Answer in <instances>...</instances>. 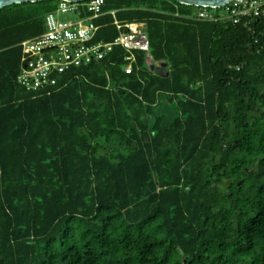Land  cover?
Listing matches in <instances>:
<instances>
[{
	"label": "trees",
	"instance_id": "16d2710c",
	"mask_svg": "<svg viewBox=\"0 0 264 264\" xmlns=\"http://www.w3.org/2000/svg\"><path fill=\"white\" fill-rule=\"evenodd\" d=\"M57 5L0 8V264H264V15L106 0L95 40L115 9L149 52L27 90L20 42Z\"/></svg>",
	"mask_w": 264,
	"mask_h": 264
},
{
	"label": "built area",
	"instance_id": "2783aa9c",
	"mask_svg": "<svg viewBox=\"0 0 264 264\" xmlns=\"http://www.w3.org/2000/svg\"><path fill=\"white\" fill-rule=\"evenodd\" d=\"M105 2L58 0L57 9L45 15L46 29L20 42L19 84L27 90L54 86L68 69L105 58L115 45H121L132 54L131 61L125 67L126 72H131L136 59L134 52H149V36L143 23L119 20L112 10L113 22L120 30L119 35L112 41L95 40L99 25L94 19L103 13ZM217 9L221 11L217 13ZM65 12L76 14L77 19H60L59 14ZM262 15L264 0H231L219 7H199L194 16L203 20L227 18L235 23L250 24L252 19Z\"/></svg>",
	"mask_w": 264,
	"mask_h": 264
},
{
	"label": "water",
	"instance_id": "95a60500",
	"mask_svg": "<svg viewBox=\"0 0 264 264\" xmlns=\"http://www.w3.org/2000/svg\"><path fill=\"white\" fill-rule=\"evenodd\" d=\"M28 1H41V0H0V8H3L7 5H11L13 3H22V2H28ZM73 1H84V0H73ZM181 3L184 4H190V5H195L198 7H203V6H212V7H219L227 4L231 0H177ZM162 65L159 67H152V69H160Z\"/></svg>",
	"mask_w": 264,
	"mask_h": 264
},
{
	"label": "rangeland",
	"instance_id": "374dc122",
	"mask_svg": "<svg viewBox=\"0 0 264 264\" xmlns=\"http://www.w3.org/2000/svg\"><path fill=\"white\" fill-rule=\"evenodd\" d=\"M198 10L199 8H197L195 12L197 13ZM58 17L63 20H76L77 19V15L74 13H70V12L59 14Z\"/></svg>",
	"mask_w": 264,
	"mask_h": 264
},
{
	"label": "crops",
	"instance_id": "0c3cea01",
	"mask_svg": "<svg viewBox=\"0 0 264 264\" xmlns=\"http://www.w3.org/2000/svg\"><path fill=\"white\" fill-rule=\"evenodd\" d=\"M112 10L115 11V17H116V10H115V9H112ZM112 10L109 11L110 14H112V13H111ZM104 14H105V13H104V11H103V13H102L100 16H102V15H104ZM112 15H113V14H112ZM100 16H98V17H100ZM98 17H96V18H98ZM113 17H114V16H113ZM96 18H95L94 20H96ZM116 18H117V17H116ZM117 19H119V18H117ZM119 20H120V19H119ZM113 21H114V18H113ZM126 22H127V21H126ZM128 22H130V21H128ZM132 22H138V21H132ZM113 23H114V22H113Z\"/></svg>",
	"mask_w": 264,
	"mask_h": 264
}]
</instances>
